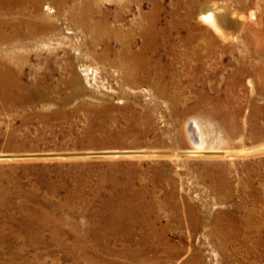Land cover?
I'll return each mask as SVG.
<instances>
[{
    "label": "rangeland",
    "instance_id": "1",
    "mask_svg": "<svg viewBox=\"0 0 264 264\" xmlns=\"http://www.w3.org/2000/svg\"><path fill=\"white\" fill-rule=\"evenodd\" d=\"M7 2L0 264H264V0ZM154 10L175 53L125 82Z\"/></svg>",
    "mask_w": 264,
    "mask_h": 264
},
{
    "label": "bare ground",
    "instance_id": "2",
    "mask_svg": "<svg viewBox=\"0 0 264 264\" xmlns=\"http://www.w3.org/2000/svg\"><path fill=\"white\" fill-rule=\"evenodd\" d=\"M134 2H137V0H134ZM8 4L9 3L7 2V0H4V1L0 0V9H2L4 11H7L9 6H10ZM156 13H157L156 10H154L153 13H152V16L150 17V25H149L148 30L142 32L140 50L138 52L134 53V56L130 55L134 59V61H131L132 64H126V63L123 64L122 62H118V61H114V62L111 63V67L114 68L115 70H123L125 72V74L123 75V80L125 82L130 81L131 80V76L133 74H134V78L135 79H139V80L148 79L149 76L147 75V72L149 70L147 68L150 66L149 65V60L154 58L153 56L156 57L157 55H159V53H161L160 51H163L166 48L169 49L168 52H170V53L174 52V48L172 46V42H174V41H172V38L168 37L169 36L168 35L167 37H165L163 39H159L157 34H156L157 33V29L155 27V24H156L155 15H156ZM213 14L214 13H211V12H208V11L207 12H202L200 14V20L202 22H204V23H207L216 32L221 33V31H222L221 30V18H219L216 15L214 16ZM188 16L186 15L187 18H188ZM1 26H2V23L0 22V27ZM189 38H190V36L184 37V39L182 40V44H183V46H185V47L188 46V48L191 49L192 45L190 43L191 41L188 40ZM214 42H215V40H212V43H214ZM184 52H185V54H191V53L193 55L196 54L194 49H192L191 53H189V51H187V50H185ZM147 56H150V57H147ZM153 65L154 66H153V68L151 70L154 72V77L157 79V81H156L157 88L156 89L158 90L159 93H162V90H161L162 86L161 87L159 86V82L164 80V78L166 77L167 73L164 71L162 65H157V64H153ZM7 68L8 67L5 65V63L0 61V92H6L8 89L12 88L13 84H14L13 80H16L14 74L11 72V70L9 68L8 69ZM2 99L6 100V98H2ZM28 100H29V98H28ZM172 101H173V99H172ZM188 129L190 131V136H191L190 140H191V142H192V144L194 146V149H195V151L193 153H200V151L202 152V150L207 149L209 132H207V130H204L203 128H201L198 125L197 122H193V126L192 125L189 126ZM223 186L228 188V184L226 183V181H224ZM126 203H125V205H126ZM122 208H123V205L115 206L113 208V212H114L115 216H118L119 218L121 217ZM126 215H128V214H126ZM122 219H123V217H121V220ZM116 221L114 220V217H113V220L110 219V222L112 224H114V225L117 223ZM128 222L131 224V221H128ZM37 224L38 223H35V226ZM261 226H263V225H261ZM38 227H39V225H38ZM235 228H236V223H235ZM91 229L92 228L90 227L89 231H86V233H84L83 236H81L79 238L77 237V240H76V242H77L76 245L77 246L79 245V246H81L82 248L85 249V247H83V246H85V237H87L91 233ZM214 230H215L214 232L218 231L216 229H214ZM258 230H260V229H258ZM219 235H221V234H219ZM222 235H224V234H222ZM235 235H236L235 232L233 234L231 231L227 234V236H231V237H235ZM16 257H17V255L14 253L12 258L14 259ZM13 259H12L10 264H17Z\"/></svg>",
    "mask_w": 264,
    "mask_h": 264
}]
</instances>
